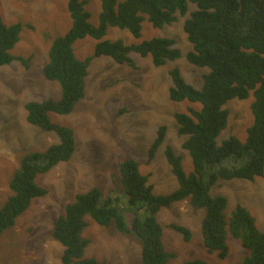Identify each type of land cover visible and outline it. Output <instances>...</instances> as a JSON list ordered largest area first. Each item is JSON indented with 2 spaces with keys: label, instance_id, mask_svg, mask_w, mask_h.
<instances>
[{
  "label": "trees",
  "instance_id": "16d2710c",
  "mask_svg": "<svg viewBox=\"0 0 264 264\" xmlns=\"http://www.w3.org/2000/svg\"><path fill=\"white\" fill-rule=\"evenodd\" d=\"M87 2L67 0L71 26L51 40L42 67L44 77L58 82L61 97L25 104L26 120L53 131L58 141L45 150L21 156L9 181L10 193L0 206V234L13 226L32 199L45 193L36 183V176L73 155V130L51 122L48 113L67 114L84 96V80L93 57L106 55L117 63L133 65L130 53L135 52L149 56L154 65L160 66L183 55L173 37L153 36L127 45L121 38H105L107 30L117 27L138 38L145 18L161 27L182 16V30L191 45L184 57L190 64L208 69L202 74L199 88L187 82L177 66L170 69V99L199 105L174 114L177 132L185 136L181 146L191 157V171L184 170L181 157L167 145L164 157L177 187L157 194L148 183L149 174L141 173L139 163L132 157H125L114 167L113 177L121 187L118 195L105 194L98 187L78 193L53 221L51 234L63 247L62 264H104L84 255L89 239L82 232L89 215L98 224H112L120 234L135 239L140 245L142 264H166L173 253L164 247L157 212L188 199L194 209H204L200 235L208 252H217L218 257L224 258L229 236L247 251L242 264H264V230L257 228L244 205L237 203L228 213L226 196L211 192L219 180H253L264 174V0H99L96 22L85 8ZM191 4L194 8L189 10ZM20 29L21 23L8 24L0 16V65L15 58L11 49L19 39ZM85 37L96 41L94 51L91 56L78 59L73 43ZM250 95L253 120L244 140L229 135L218 143L217 138L228 123L226 103ZM166 129L165 125L158 127L148 149L150 159L163 142ZM172 227L181 232L184 240L190 239L187 227ZM183 264L205 261L194 258Z\"/></svg>",
  "mask_w": 264,
  "mask_h": 264
},
{
  "label": "rangeland",
  "instance_id": "374dc122",
  "mask_svg": "<svg viewBox=\"0 0 264 264\" xmlns=\"http://www.w3.org/2000/svg\"><path fill=\"white\" fill-rule=\"evenodd\" d=\"M67 0H0V16L5 23L19 22V39L11 53L15 58L0 65V206L10 193L9 181L21 156L45 150L58 141L53 131H46L26 120L25 104L59 99L61 87L42 74L51 40L63 35L71 26L66 9ZM99 0H88L85 8L96 22ZM194 5L189 6V10ZM184 17L161 27L153 26L147 18L142 21L140 37L127 30L110 27L105 38H121L125 44L158 37H173L183 55L164 65L156 66L149 56L130 53L133 65L115 62L106 55L93 57L85 77V93L67 114L49 112L51 122L73 130L75 150L67 161H62L36 176L38 186L45 189L42 196L32 199L13 226L0 234V264H62V245L52 237L53 221L62 215L66 205L78 193L92 187L105 194L120 191L113 177L117 162L132 157L140 171L149 174L148 183L154 193H168L177 187L176 177L164 157V149L171 145L182 159L186 172L191 171L189 153L182 148L185 136L177 132L175 112L199 105L187 101H173L169 97L170 69L177 66L185 80L199 88L207 68L190 64L184 54L190 43L182 30ZM95 40L77 39L73 51L78 59L91 56ZM200 85V86H199ZM252 95L247 99H231L227 127L217 141L235 135L242 141L252 123L250 110ZM166 126L163 142L154 156L148 149L159 126ZM212 193L224 194L230 213L237 203L244 205L254 217L258 229L264 230V174L253 180H219ZM122 193V190H121ZM204 209H194L188 199L162 207L157 221L162 226L165 249L173 253L166 264H183L200 258L205 264H242L247 251L236 239L227 237L228 254L208 252L202 245L200 228ZM82 235L89 239L84 255L104 264H142L139 243L130 235L120 234L113 225L98 224L89 215ZM172 224L185 226L191 236L184 240Z\"/></svg>",
  "mask_w": 264,
  "mask_h": 264
}]
</instances>
